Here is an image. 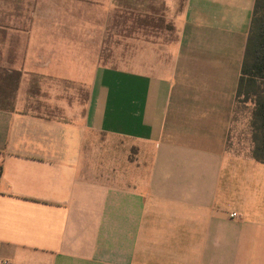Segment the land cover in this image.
<instances>
[{
  "label": "crops",
  "instance_id": "obj_1",
  "mask_svg": "<svg viewBox=\"0 0 264 264\" xmlns=\"http://www.w3.org/2000/svg\"><path fill=\"white\" fill-rule=\"evenodd\" d=\"M255 2L187 0L149 71L72 75L42 0H0V75L17 80L0 264H264V164L232 132Z\"/></svg>",
  "mask_w": 264,
  "mask_h": 264
},
{
  "label": "rangeland",
  "instance_id": "obj_2",
  "mask_svg": "<svg viewBox=\"0 0 264 264\" xmlns=\"http://www.w3.org/2000/svg\"><path fill=\"white\" fill-rule=\"evenodd\" d=\"M42 0L41 19L66 41L61 45L76 55L70 72L91 74L97 66L149 71L155 57L178 40L179 17L187 0ZM59 46V45H58ZM167 58V56H165ZM82 61V67L78 61ZM3 79V81H1ZM16 76L0 75V105L11 107ZM86 98L85 89L81 93ZM252 105L237 102L233 114V139L237 147L250 144ZM95 138V139H94ZM107 147L110 140L96 136Z\"/></svg>",
  "mask_w": 264,
  "mask_h": 264
},
{
  "label": "trees",
  "instance_id": "obj_3",
  "mask_svg": "<svg viewBox=\"0 0 264 264\" xmlns=\"http://www.w3.org/2000/svg\"><path fill=\"white\" fill-rule=\"evenodd\" d=\"M236 101L251 104L252 157L264 164V0H256ZM11 110L13 107H3Z\"/></svg>",
  "mask_w": 264,
  "mask_h": 264
},
{
  "label": "built area",
  "instance_id": "obj_4",
  "mask_svg": "<svg viewBox=\"0 0 264 264\" xmlns=\"http://www.w3.org/2000/svg\"><path fill=\"white\" fill-rule=\"evenodd\" d=\"M231 217H237V214L236 213H233V214H231ZM7 264V263H6Z\"/></svg>",
  "mask_w": 264,
  "mask_h": 264
}]
</instances>
